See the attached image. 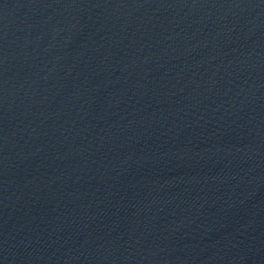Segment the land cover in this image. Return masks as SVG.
<instances>
[{
	"label": "water",
	"instance_id": "95a60500",
	"mask_svg": "<svg viewBox=\"0 0 264 264\" xmlns=\"http://www.w3.org/2000/svg\"><path fill=\"white\" fill-rule=\"evenodd\" d=\"M0 264H264V0H0Z\"/></svg>",
	"mask_w": 264,
	"mask_h": 264
}]
</instances>
